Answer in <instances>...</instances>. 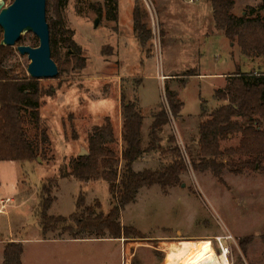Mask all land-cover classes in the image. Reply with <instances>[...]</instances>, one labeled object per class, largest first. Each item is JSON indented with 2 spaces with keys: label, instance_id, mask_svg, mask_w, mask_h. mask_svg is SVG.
Returning <instances> with one entry per match:
<instances>
[{
  "label": "rangeland",
  "instance_id": "obj_1",
  "mask_svg": "<svg viewBox=\"0 0 264 264\" xmlns=\"http://www.w3.org/2000/svg\"><path fill=\"white\" fill-rule=\"evenodd\" d=\"M2 1L7 6L13 0ZM53 1L74 45L63 44L58 35L56 52L64 65L56 77L38 80L47 91L40 98L39 126L31 119L27 131L32 138L45 133V139L38 135L40 156L33 162L0 161V199L13 198L0 213V264L8 241L22 243V264H188L198 251L222 254L221 244L229 248L230 264H264V172L246 170L235 175L225 168L224 182H220L210 170L194 169L187 152L188 147L196 148L201 106L207 112L220 106L214 91L225 86L226 77L238 70H264L263 59H248L214 27L206 0H151L159 43L156 47L152 38L144 48L132 30L133 6L138 2L144 8L142 0H118L116 22L97 15L103 0H46L48 25L50 18L58 21ZM234 1L236 15L261 3ZM259 13L264 16V10ZM149 25L153 27L151 19ZM38 43L32 32H25L11 46L15 55L11 62L19 74L29 76L30 61L17 46ZM75 47L84 60L81 68L73 57ZM166 88L176 92L184 104L177 118L170 115L162 145L170 147L168 137L173 136L186 159V169L181 182L167 193L159 185L143 187L121 212V224L134 227L141 237L113 239L106 234L100 239H74L59 231L44 234L38 225V193L48 178L59 181L53 187L50 215L74 213L81 193L86 204L98 200L103 212H109L113 199L108 183L75 179L68 174L72 160L80 148H86L94 127L106 118L115 134L111 147L120 154L122 96L135 102L144 115L141 140L146 146L153 113L168 106ZM238 141L239 135L224 141L222 147L235 146ZM168 160L169 155L152 152L140 158L136 167L157 169ZM63 172L65 177H61Z\"/></svg>",
  "mask_w": 264,
  "mask_h": 264
},
{
  "label": "trees",
  "instance_id": "obj_2",
  "mask_svg": "<svg viewBox=\"0 0 264 264\" xmlns=\"http://www.w3.org/2000/svg\"><path fill=\"white\" fill-rule=\"evenodd\" d=\"M210 3L215 28L236 44L242 55L248 59L261 58L264 62V0L257 7L250 6L242 15H236L234 0H206ZM53 13L58 21L49 19L51 57L58 70L64 60L56 52L57 36H62L63 44L74 43L71 31L64 27L60 8L53 1ZM97 15L107 20H118V0H103L96 9ZM150 15L144 6L135 2L132 12V27L135 37L144 48L153 38L150 27ZM1 31V29H0ZM74 59L84 66L81 50L75 47ZM11 46L0 45V161L33 162L41 153L39 136L46 138L43 131L33 138L27 131V125L33 119L39 126L40 98L47 90L26 74H19L11 58L14 57ZM83 61V62H82ZM197 75V74H192ZM165 97L169 112L161 108L153 113L149 126V142L142 143V125L144 115L140 107L122 96V132L123 147L118 154L111 147L115 134L109 118L100 126L94 127L87 137L88 154L76 156L68 174L81 182L103 180L108 183L113 203L109 212L104 213L98 200L86 204L81 193L76 200L74 213L68 217L53 216L48 213L55 200L53 187L58 179L44 180L38 193V225L44 234L52 231L67 233L74 239L105 237L129 238L141 237L132 226L121 224L120 216L125 207L137 199L143 187L159 185L167 193L169 187L181 182V175L186 169V159L176 144L173 136L168 137L170 147L164 148L163 129L169 123L170 115L177 118L183 102L173 90L166 88ZM214 97L222 104L210 112L201 106L198 123V140L195 151L188 147L191 164L194 169L210 170L220 182H224L222 171L227 168L235 175L246 170L264 172V70L242 72L240 70L226 77L223 88L214 91ZM204 118V119H201ZM239 135L238 144L223 148L222 143ZM169 155L167 163L160 168L133 169L135 161L152 152ZM162 162V161H161ZM66 172L61 173L65 177ZM89 237H78L80 234ZM264 242V237H263ZM23 245L18 241H8L3 248V264H22Z\"/></svg>",
  "mask_w": 264,
  "mask_h": 264
},
{
  "label": "water",
  "instance_id": "obj_3",
  "mask_svg": "<svg viewBox=\"0 0 264 264\" xmlns=\"http://www.w3.org/2000/svg\"><path fill=\"white\" fill-rule=\"evenodd\" d=\"M98 18L94 20L96 26ZM0 45L14 46L25 32H32L39 40L37 46L19 45L21 55H27V72L34 79H49L58 75V67L51 57L50 31L46 20V0H13L4 6L0 0ZM80 148L77 156L87 155Z\"/></svg>",
  "mask_w": 264,
  "mask_h": 264
},
{
  "label": "bare ground",
  "instance_id": "obj_4",
  "mask_svg": "<svg viewBox=\"0 0 264 264\" xmlns=\"http://www.w3.org/2000/svg\"><path fill=\"white\" fill-rule=\"evenodd\" d=\"M188 264H230L226 253L217 255L213 251H198L189 260Z\"/></svg>",
  "mask_w": 264,
  "mask_h": 264
},
{
  "label": "built area",
  "instance_id": "obj_5",
  "mask_svg": "<svg viewBox=\"0 0 264 264\" xmlns=\"http://www.w3.org/2000/svg\"><path fill=\"white\" fill-rule=\"evenodd\" d=\"M142 1H143L144 5L146 6V8H147V10H148V12H149V15H150V19H151V21H152V25H153V27H151V28H152V32H153V35H154V36H153V38H154V44H155V46L157 47V46H158V43H159V38H157V37L155 36V34H156V31H155V24H154V16H155V15H154V13H153L151 0H142ZM157 41H158V42H157ZM159 77H160L161 80H164V76H163V75H160ZM164 99L166 100V97H164ZM166 102H167V100H166ZM166 110L168 111V113H170V112H169V108H168V106H166ZM12 200H13L12 197H11V198L0 199V213H4V212H5L6 207L8 206V204H9ZM225 235H226L225 238L228 239V238H229V237H228V234L226 233ZM220 248H221L222 253H226V254H228V252H229V248H228L227 245H226V246H223V245L221 244Z\"/></svg>",
  "mask_w": 264,
  "mask_h": 264
},
{
  "label": "crops",
  "instance_id": "obj_6",
  "mask_svg": "<svg viewBox=\"0 0 264 264\" xmlns=\"http://www.w3.org/2000/svg\"><path fill=\"white\" fill-rule=\"evenodd\" d=\"M133 7H134V6H133ZM244 13H245V12H244ZM244 13H243V14H244ZM118 17H119V16H118ZM214 27H215V25H214ZM132 30H133V27H132ZM137 161H138V160H137ZM137 161L134 162V164H133V169L136 170V171H139L138 167H136V165H137V164H136Z\"/></svg>",
  "mask_w": 264,
  "mask_h": 264
}]
</instances>
